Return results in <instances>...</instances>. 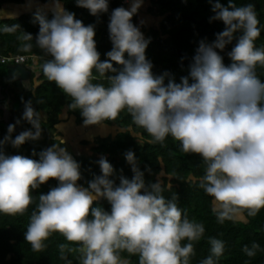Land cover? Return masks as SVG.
<instances>
[{"label":"clouds","instance_id":"clouds-1","mask_svg":"<svg viewBox=\"0 0 264 264\" xmlns=\"http://www.w3.org/2000/svg\"><path fill=\"white\" fill-rule=\"evenodd\" d=\"M75 3L92 16L108 12V0ZM142 3L129 0L127 9H112L107 25L112 47L103 61L93 24L85 26L58 0L51 19L35 13V45L51 57L41 66L43 75L71 98L69 107L79 110L85 126L115 121L125 110L151 143L163 144L170 136L182 152L199 154L206 166L199 186L213 198L218 222L254 216L264 207V80L256 73L257 65L264 67V48L255 46L261 29L254 5L209 0L210 22L222 21L224 28L213 41L198 42L188 75L177 83L168 72H152L145 55L150 40L132 22ZM16 27L5 25L0 31ZM23 39L33 37L25 33ZM230 44L225 65L220 53ZM98 79L107 84L93 82ZM22 119L31 127L13 138L15 124H9L0 139V213L22 214L34 201L31 190L49 178L57 181L38 195L24 232L33 250L45 248L49 235L59 232L78 242L82 264H128L121 251L138 254L139 264H189L192 241L202 237L204 226L190 220L174 197L166 199L158 180L145 183L132 150L124 153L131 179L120 176L116 183L113 166L102 156L100 174L84 186L77 183L82 179L79 163L62 146L52 144L38 159L5 155L4 144L19 148L41 136V115L30 100L24 102ZM101 199L110 210L96 203ZM209 244L210 254L200 264H217L224 252L222 240L210 237ZM258 248L253 243L243 250L251 257Z\"/></svg>","mask_w":264,"mask_h":264},{"label":"trees","instance_id":"trees-1","mask_svg":"<svg viewBox=\"0 0 264 264\" xmlns=\"http://www.w3.org/2000/svg\"><path fill=\"white\" fill-rule=\"evenodd\" d=\"M43 5H54L55 0H36ZM129 0H108V12L101 13L98 17L89 14L88 10L76 5L75 0H58L66 10L74 13L76 19L87 26L93 24L95 29L94 40L100 60L108 59L106 52L111 50L107 25L112 9L123 6L126 9ZM236 6L251 3L259 21L260 35L255 40V46L264 48V0H233ZM25 0H0L2 6H20ZM227 6L228 0H220ZM46 6V7H48ZM36 12H28L11 17L0 18V28L5 25H17L13 31H0V57H13L17 55L35 56L38 58L36 65L31 61L21 64L29 70V85L25 89L19 82L6 80V63L0 62V89L4 100H7V121L0 119V139L7 134V126L15 124L11 134L14 138L20 131L31 127L22 119L24 102L31 101L32 106L41 115V136L36 141H26L19 148H14L10 143L3 145V151L8 155H22L31 159H38V153L52 144L65 148L62 125L70 121L76 126L93 128L101 125L106 132H117L111 138L99 134L93 138L91 149L87 155L68 152L79 163L82 179L78 184L87 186V181L93 175L100 174L97 161L103 156L113 166L116 183L119 177L131 179L133 173L130 165L124 158L127 150H132L137 157V164L144 172L145 183L159 181L162 186V195L166 199L175 198L177 206L187 211L188 218L202 223L204 233L198 241H192L194 254L189 257V264H200L209 253V238L214 237L224 242V252L219 257L217 264H264V207L254 216L245 215L235 220L225 219L218 222L214 209L213 198L207 195L199 186L205 171V164L199 154L184 153L180 150L179 142L172 137H166L163 144L151 143V137L143 128L136 126L127 111L122 110L115 121H105L102 124L87 125L82 122L79 110L69 107L71 98L66 96L53 81H49L42 73V64L48 57L35 45V36L39 24L34 19ZM52 18L53 13H41ZM145 15L157 19L155 24L146 25L141 21L138 10L132 17V22L150 42L145 50V55L152 62V72L156 75L168 72L175 82L182 76H187L191 58L200 40L211 42L215 34L222 31L224 24L219 20L209 18L214 15L211 11L209 0H148ZM31 34L33 40L23 39L24 34ZM26 43H31V48H25ZM235 43V41H233ZM232 45H227L220 54L225 65L230 63L226 55ZM113 67L119 68L115 62ZM256 73L264 80V67L257 65ZM95 75V72H94ZM94 83L107 84L106 80H96ZM167 83V79L165 80ZM2 113V112H1ZM19 120V124L16 121ZM113 133V132H111ZM92 135V134H91ZM79 146L91 145L88 141L78 140ZM73 145V144H72ZM86 145V146H87ZM57 181L49 178L37 189L31 190L34 201L22 214L9 215L0 213V264H82V256L78 242L68 241L59 232H53L44 241L46 247L35 251L25 241L24 232L29 223L32 211L38 202V195L47 193ZM105 210H110L108 203L101 199L96 202ZM186 241H182L185 243ZM253 243L259 245L251 257L244 252V246L250 249ZM63 245V248L60 246ZM122 259L128 264H139L138 254L121 251Z\"/></svg>","mask_w":264,"mask_h":264},{"label":"rangeland","instance_id":"rangeland-1","mask_svg":"<svg viewBox=\"0 0 264 264\" xmlns=\"http://www.w3.org/2000/svg\"><path fill=\"white\" fill-rule=\"evenodd\" d=\"M25 4L23 5H20V6H15V7H11V6H2V8L0 9V18H6V17H11V16H14V15H19V14H23V13H28V12H40V13H48V12H51L53 13V7L54 5H43L39 2H37L36 0H25ZM124 3L126 4H129V1H125ZM148 4V0H143V3L141 5V7L138 9L140 11V13H143L144 16H141V21L146 24V25H153L155 24V22L157 21V19L153 16H149V15H145V8H146V5ZM48 6V7H46ZM37 62H33V66L36 65ZM65 126H67V128H65L66 131H71V129L73 130V128H75L78 132V128L80 130V128H84L80 125H77L75 126L74 123H72L71 121L69 122V124H65ZM86 129V130H85ZM83 131H85L86 133L87 132H97L98 134H103L105 132L106 133H109V136L108 137H115L117 132L113 131L114 129L109 130V132H106L107 130H104V128H102L101 125H96L94 126L92 129H88V127H86ZM113 132V133H111ZM97 135V134H95ZM104 135V134H103ZM64 144L66 145L65 146V149L67 152H70L71 151V148L70 147V144H75V140H71L69 141V145L67 144V141L64 140ZM87 145V144H86ZM85 145V146H86ZM79 149V148H77ZM75 150V148H74Z\"/></svg>","mask_w":264,"mask_h":264},{"label":"crops","instance_id":"crops-1","mask_svg":"<svg viewBox=\"0 0 264 264\" xmlns=\"http://www.w3.org/2000/svg\"><path fill=\"white\" fill-rule=\"evenodd\" d=\"M69 124V123H68ZM76 126V125H75ZM65 128H67V126L65 125H62L60 130L59 131H63V134L66 136L64 137L65 141H67V144L69 143V141H71L72 139L75 140V144L72 145L70 144V147L71 148V152H73L75 155L76 154H83V155H87L88 152H89V149H91V146H92V142H93V138L97 137L99 134L97 132H85L83 131L86 127L84 128H78V132L75 128H73V130L71 129V131H66ZM88 129H92V128H88ZM86 130V129H85ZM92 134V135H91ZM97 134V135H95ZM108 133H104L103 136H106ZM85 140V141H88L89 144L91 145H87V146H79L76 141L78 140ZM69 145V144H68ZM66 146V145H65ZM75 148V150H74ZM79 148V149H77Z\"/></svg>","mask_w":264,"mask_h":264},{"label":"water","instance_id":"water-1","mask_svg":"<svg viewBox=\"0 0 264 264\" xmlns=\"http://www.w3.org/2000/svg\"><path fill=\"white\" fill-rule=\"evenodd\" d=\"M6 80L8 82L16 81L20 83H26V86L29 84V71L22 67L21 65H8L7 72H6ZM3 109V120L6 121L8 117V112L5 106L2 107ZM8 155V154H6Z\"/></svg>","mask_w":264,"mask_h":264},{"label":"built area","instance_id":"built-area-1","mask_svg":"<svg viewBox=\"0 0 264 264\" xmlns=\"http://www.w3.org/2000/svg\"><path fill=\"white\" fill-rule=\"evenodd\" d=\"M31 61V64H33V62H37L38 58L35 56H22V55H17V56H13V57H0V62L1 63H6V64H10V65H21L27 61Z\"/></svg>","mask_w":264,"mask_h":264},{"label":"flooded vegetation","instance_id":"flooded-vegetation-1","mask_svg":"<svg viewBox=\"0 0 264 264\" xmlns=\"http://www.w3.org/2000/svg\"><path fill=\"white\" fill-rule=\"evenodd\" d=\"M28 70V69H27ZM29 71V70H28ZM30 74V73H29ZM14 82V81H11ZM16 82V81H15ZM20 83V82H19ZM23 87L26 89L28 86H26V83H21ZM29 85V84H28ZM7 100H4V96L1 94V89H0V119L3 120V109L2 107L5 106L6 108ZM2 112V113H1ZM8 119V117H7ZM4 121V120H3ZM7 121V120H6Z\"/></svg>","mask_w":264,"mask_h":264}]
</instances>
